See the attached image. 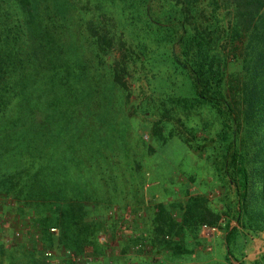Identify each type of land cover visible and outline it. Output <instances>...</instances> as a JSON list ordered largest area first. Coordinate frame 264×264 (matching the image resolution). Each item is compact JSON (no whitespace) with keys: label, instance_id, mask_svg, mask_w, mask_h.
<instances>
[{"label":"trees","instance_id":"1","mask_svg":"<svg viewBox=\"0 0 264 264\" xmlns=\"http://www.w3.org/2000/svg\"><path fill=\"white\" fill-rule=\"evenodd\" d=\"M236 44L243 85L230 101ZM164 74L171 88L189 84L191 97L148 96ZM198 108L220 123L215 164L236 192L235 219L263 232L264 0H0V197L31 209L45 231L56 228L69 251L99 244L111 206L101 193L123 194L119 180L135 195L143 185L131 155L135 115L150 116L152 140L177 137L193 149ZM182 211L177 227L163 206L154 219L161 246L178 255L222 219L197 196Z\"/></svg>","mask_w":264,"mask_h":264},{"label":"rangeland","instance_id":"2","mask_svg":"<svg viewBox=\"0 0 264 264\" xmlns=\"http://www.w3.org/2000/svg\"><path fill=\"white\" fill-rule=\"evenodd\" d=\"M113 15L116 23L123 20L119 11ZM243 54L241 44H236L230 52L225 87L230 101L243 85L240 74ZM87 59L95 60V57ZM115 59L109 58L105 63L111 64ZM165 76L161 75L145 89L148 96L158 103L168 97H191L189 84L176 80L177 85L171 88ZM142 84L147 85L146 80L143 79ZM152 88L156 89L155 94ZM117 95L120 100L122 96ZM142 97L135 98L136 102H141ZM193 114V125L198 127L195 148L201 144V151L189 148L177 137L166 144L152 140L150 116L135 115L131 155L138 153L143 185L135 195L133 183L119 180L117 188L123 194L101 193L106 205L111 206L106 213L108 223L98 237L97 246L82 252L69 251L61 244L56 228L45 231L31 209L8 197H0V264H264V231L250 232L240 227L234 216L236 192L224 171L215 164L214 141L220 123L208 108H198ZM177 129L184 132L179 125ZM186 136L192 138L189 134ZM139 142L143 144L140 147ZM193 196L204 199L209 208L222 216L216 226L219 232L207 238L203 226L200 227L195 238L187 239L192 242L191 252L178 255L161 246L162 237L155 234L154 219L163 206L175 226H179L182 208ZM226 212L231 214L230 219ZM235 228L238 231L232 234ZM167 234V240L177 238L176 241H180L184 237ZM250 254L254 255L249 257Z\"/></svg>","mask_w":264,"mask_h":264},{"label":"built area","instance_id":"3","mask_svg":"<svg viewBox=\"0 0 264 264\" xmlns=\"http://www.w3.org/2000/svg\"><path fill=\"white\" fill-rule=\"evenodd\" d=\"M140 216H141V214H140ZM202 230H203V233L205 234V236L207 238H210L214 234H216L217 232H219V228L218 227H212V226H207V225L203 226V229ZM53 231H56V230L54 229ZM48 254L50 255L51 253H48Z\"/></svg>","mask_w":264,"mask_h":264},{"label":"crops","instance_id":"4","mask_svg":"<svg viewBox=\"0 0 264 264\" xmlns=\"http://www.w3.org/2000/svg\"><path fill=\"white\" fill-rule=\"evenodd\" d=\"M254 254H250L249 257H252Z\"/></svg>","mask_w":264,"mask_h":264}]
</instances>
